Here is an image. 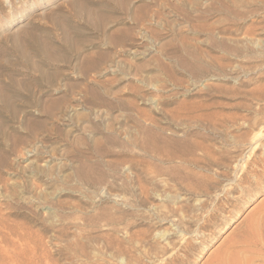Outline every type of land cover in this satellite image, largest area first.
I'll list each match as a JSON object with an SVG mask.
<instances>
[{
  "label": "rangeland",
  "instance_id": "1",
  "mask_svg": "<svg viewBox=\"0 0 264 264\" xmlns=\"http://www.w3.org/2000/svg\"><path fill=\"white\" fill-rule=\"evenodd\" d=\"M0 88V264H210L264 214V0H0Z\"/></svg>",
  "mask_w": 264,
  "mask_h": 264
},
{
  "label": "bare ground",
  "instance_id": "2",
  "mask_svg": "<svg viewBox=\"0 0 264 264\" xmlns=\"http://www.w3.org/2000/svg\"><path fill=\"white\" fill-rule=\"evenodd\" d=\"M185 12V11H184ZM184 18H185V16H184ZM239 19V18H238ZM37 38V37H36ZM29 40V39H28ZM30 40H31V37H30ZM36 41V40H38L39 41V39H35L34 37L32 38V41ZM27 41V40H26ZM42 41V40H41ZM15 42V41H14ZM27 43H28V41H27ZM30 43L31 42H29V44L28 45H30ZM44 43V42H43ZM35 45V43L33 42V43H31V45H30V47L32 46V45ZM36 44L39 46V48L41 47L39 44H40V42H39V44L36 42ZM16 45V44H15ZM41 45H42V43H41ZM43 46H46V45H42V50L41 51H43V50H45V49H43ZM18 47V46H17ZM14 48H16V47H14ZM31 48H33V46L31 47ZM38 48V47H37ZM45 48V47H44ZM47 48V47H46ZM35 49H36V47H35ZM49 49V48H48ZM36 50H38V49H36ZM39 50V51H40ZM17 51V50H16ZM15 52V51H14ZM21 52H22V50L20 51V54H21ZM24 52H25V50H24ZM44 52V51H43ZM52 52V51H51ZM18 53V52H17ZM42 53V52H41ZM43 54V53H42ZM47 54V55H46ZM46 54L44 55V56H47V59H48V57H49V59H50V56H48V54H49V51H47L46 52ZM19 55V54H18ZM23 55V54H22ZM25 53H24V57H25ZM49 55H52V53L51 54H49ZM20 56V55H19ZM27 56V55H26ZM23 58V57H22ZM48 59V60H49ZM55 59V58H54ZM48 62V61H47ZM182 63V62H181ZM185 63H186V71H188L189 73H195L196 72V69H195V67L193 66L192 67V65H190V64H193L192 62L190 63V61H189V63H187V61H185ZM92 63H90L89 65H91ZM184 66H185V64H184ZM89 67V66H88ZM90 67H92L93 68V64L90 66ZM184 68V67H183ZM44 73V72H43ZM42 72H41V74H43ZM45 74H46V72H45ZM44 75V74H43ZM14 79V78H13ZM12 79V80H13ZM47 79V78H46ZM171 80H172V82L175 84V85H179L180 84V82L178 81V80H176L175 78H172L171 77ZM49 82V81H48ZM47 82V83H48ZM52 82V81H51ZM49 84V83H48ZM53 84V83H52ZM50 86H51V84H50ZM0 90H1V88H0ZM0 92H2V91H0ZM3 94V93H2ZM5 96V95H4ZM146 98V97H145ZM166 104H168V103H166ZM143 112V111H142ZM143 114V113H142ZM170 114V113H169ZM186 114V113H185ZM141 115V114H140ZM144 115V114H143ZM175 115V114H174ZM145 116V115H144ZM150 116V115H149ZM148 117V116H147ZM184 118H186V117H183V119ZM146 119V123L148 122V120H150V118L147 120V118H145ZM152 119V118H151ZM152 123H155V124H152ZM157 122H155L154 121V119H152V120H150L149 121V123L148 124H152V125H159V124H156ZM137 124V123H136ZM144 125V124H143ZM168 125V124H167ZM177 125V124H176ZM160 126V125H159ZM159 126H158V131L160 130V131H162L161 129H159ZM175 126V125H174ZM150 128V127H149ZM173 128V127H172ZM154 129V128H153ZM163 129V128H162ZM170 130V129H169ZM171 131V130H170ZM151 132H152V130H151ZM162 133H164V131H162ZM162 133H161V135H162ZM160 134V133H159ZM153 135V134H152ZM154 136H156V135H154ZM162 137H164V136H162ZM175 137V136H174ZM185 138V137H184ZM209 138V137H208ZM154 140L156 141V139L154 138ZM166 140V139H165ZM178 140V139H177ZM152 141V140H151ZM155 141H152L153 143L152 144H157ZM162 141V140H161ZM176 141V140H175ZM174 141H172V144H174L173 143ZM176 143H177V141H176ZM154 144V145H155ZM159 144V143H158ZM167 144V143H166ZM171 144V143H170ZM171 144V145H172ZM170 145V146H171ZM174 145H179V146H177V147H179V150L177 151V153L174 155H172V157H170V158H173V156H174V158H175V160H176V158L177 159H179V160H181L182 158L183 159H185L184 157H186V153L187 154H193V152H194V154L196 153L195 151H199V152H201V153H209V152H211V150H210V147H209V145H208V139L206 138V137H204V138H202V141L201 142H199L198 144H195V145H193L192 147H187V149H186V142L184 141V140H182V142H179L178 144H174ZM166 146V145H165ZM188 146V145H187ZM153 147V145L151 146V148ZM158 146H156V148H157ZM160 147V146H159ZM168 147H169V144H168ZM167 147V148H168ZM155 148V147H154ZM154 148H152V149H154ZM155 148V149H156ZM160 148H162V147H160ZM176 148V147H175ZM178 149V148H177ZM158 150H161V149H157V151ZM167 150V149H166ZM172 149H171V147H170V150L169 151H171ZM154 151H156V150H154ZM156 151V152H157ZM163 151H164V149H163ZM155 152V153H156ZM159 153L161 152V151H158ZM168 152V151H167ZM173 151H171V153H172ZM169 153V152H168ZM170 153V154H171ZM214 154V153H213ZM223 154V153H222ZM211 155V154H210ZM216 155V154H215ZM251 155V154H250ZM203 156V155H202ZM168 157V156H167ZM163 158V157H162ZM169 158V159H170ZM187 158H188V156H187ZM164 159V158H163ZM213 159V158H212ZM211 159V160H212ZM188 160V159H187ZM172 161V160H171ZM196 161V160H195ZM199 161V160H198ZM215 161V160H214ZM191 162V161H190ZM254 162V161H253ZM250 163V162H249ZM264 163V162H263ZM208 166V165H207ZM254 175H255V182H256V184L258 185L260 182H261V180H262V177L263 176H261V175H259V173H255V171H254ZM240 179H242V178H240ZM243 180V179H242ZM241 181V180H240ZM201 183V182H200ZM199 183V184H200ZM240 184V183H239ZM242 184H243V182H242ZM249 184V183H248ZM196 185V184H195ZM202 185H204L203 183H202ZM194 186V185H193ZM234 187V186H233ZM236 187V186H235ZM251 187V185H249V187L247 188V190L246 189H242V192L243 193H246L247 191H248V193H252V190L253 189H251L250 188ZM256 187V186H255ZM206 188V187H205ZM203 189V188H202ZM231 189V188H230ZM234 190V189H233ZM195 191V190H194ZM205 191V190H204ZM204 193V192H203ZM206 193V192H205ZM245 197V196H244ZM243 198V197H242ZM211 219L213 220V218L211 217ZM215 224V223H214ZM204 227V226H203ZM212 228V227H211ZM201 229V228H200ZM132 235V234H131ZM132 237H134V236H132ZM125 238V237H124ZM106 241H107V243H108V245H110V246H113L114 244H115V239L112 237V236H108V238L106 239ZM127 241V240H126ZM129 242H130V240H128ZM137 241V240H136ZM136 243V242H135ZM186 244V243H185ZM174 245V244H173ZM176 245V244H175ZM187 246H185V245H183V246H181V248H179V250H182V252H183V254L180 256V255H177L176 253H173L171 256H169L168 258H166L165 260H164V262L163 263H161V264H189V261H190V259L191 258H193L194 256H195V251H196V247H198V246H196L195 244H193L191 241H190V243H187L186 244ZM116 247V246H115ZM189 247H191L192 249H190V250H187V249H189ZM163 247H161V249H162ZM114 249H116V248H114ZM172 249H174L175 250V247H173ZM171 249V250H172ZM178 250V251H179ZM199 250V249H198ZM123 253V252H122ZM161 253H163L164 255L165 254H167V250L166 249H163L162 250V252ZM178 253V252H177ZM199 253V252H198ZM155 254H157V253H155ZM151 258V257H150ZM108 259V258H107ZM116 259V258H115ZM141 259V258H140ZM254 259H256V260H258V261H263L264 262V214L263 213H258V214H256V215H253L249 220H248V222H247V224H245L244 226H243V228L241 229V231L240 232H238V234H236V236L234 237V240H232V241H230L226 246H224L222 249H220L219 251H218V253L216 254V256L214 257V259H213V261L210 263V264H253V260ZM113 260V259H112ZM127 261V260H126ZM126 263H130V262H126ZM135 264H136V261L134 262ZM132 264V263H131Z\"/></svg>",
  "mask_w": 264,
  "mask_h": 264
}]
</instances>
